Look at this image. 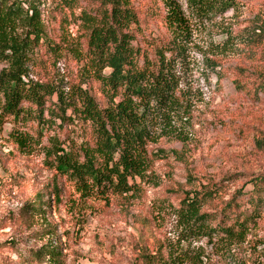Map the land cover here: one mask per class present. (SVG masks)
I'll list each match as a JSON object with an SVG mask.
<instances>
[{
    "label": "trees",
    "instance_id": "16d2710c",
    "mask_svg": "<svg viewBox=\"0 0 264 264\" xmlns=\"http://www.w3.org/2000/svg\"><path fill=\"white\" fill-rule=\"evenodd\" d=\"M3 1L0 61L6 66L0 70V132L7 119L19 125L11 137L26 151L46 139L40 147L48 164L81 200L136 195L137 180L148 179L153 158L163 152L150 146L161 138L184 140L176 122L190 116L181 83L189 66L192 22L213 21L234 9L235 0H186L185 9L178 0H84L77 41L64 32L60 43L48 34L37 8L26 11L18 23L16 13L23 8L13 0ZM57 1L72 8L83 0ZM147 17L164 25L165 37L140 35ZM62 49L84 61L78 83L30 77L43 55H57ZM218 66L211 59L206 62L217 82L222 79ZM250 183L247 192L241 187L219 210L206 208L214 196L204 187L185 192L176 206L162 201L155 211L176 220L178 242L203 240L227 247L245 239L264 217V171ZM60 202L61 192L53 183L24 211L46 220ZM43 248L50 257L56 250L51 243ZM140 259L143 264H195L199 257L167 241Z\"/></svg>",
    "mask_w": 264,
    "mask_h": 264
},
{
    "label": "rangeland",
    "instance_id": "374dc122",
    "mask_svg": "<svg viewBox=\"0 0 264 264\" xmlns=\"http://www.w3.org/2000/svg\"><path fill=\"white\" fill-rule=\"evenodd\" d=\"M13 1L23 8L16 13L18 23L35 7L56 42L64 32L77 41L84 0L72 8L61 7L57 0ZM143 1L148 0H138ZM178 1L185 9L186 0ZM235 2L234 9L211 22H192L189 66L181 83L190 116L176 122L184 140L161 138L150 146L163 152L153 158L148 179L137 180L136 195L81 200L48 164L40 147L46 139L30 151L20 150L11 137L19 125L10 119L3 123L0 264H143L142 253L154 254L167 241L196 253L195 264H264V217L245 239L222 247L203 240L178 242L176 220L155 211L162 201L176 206L185 192L204 187L214 196L206 208L219 210L241 187L247 192L252 176L264 171V0ZM5 5L0 0V8ZM140 28L147 39L166 36L164 25L154 18H145ZM74 54L62 49L57 55H43L30 77L78 83L84 61ZM208 59L222 69L219 82L206 69ZM5 66L0 61V70ZM53 183L58 184L61 202L46 220L27 215L26 205ZM48 231L52 233L46 235ZM47 243L56 247L52 257L43 248Z\"/></svg>",
    "mask_w": 264,
    "mask_h": 264
}]
</instances>
